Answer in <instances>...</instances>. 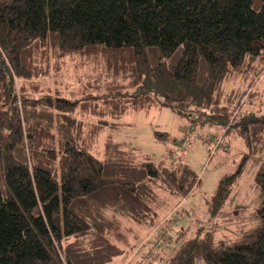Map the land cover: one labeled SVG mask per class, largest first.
I'll return each instance as SVG.
<instances>
[{"label": "trees", "instance_id": "1", "mask_svg": "<svg viewBox=\"0 0 264 264\" xmlns=\"http://www.w3.org/2000/svg\"><path fill=\"white\" fill-rule=\"evenodd\" d=\"M67 57L104 69L100 94L41 85ZM263 68L264 0H0V264H118L193 189L187 164H157L112 139L129 109L166 106L240 136L246 152L207 201L211 217L227 214L264 150V112L229 109L220 92ZM257 162L262 227L215 244L198 226L167 264H264Z\"/></svg>", "mask_w": 264, "mask_h": 264}, {"label": "rangeland", "instance_id": "2", "mask_svg": "<svg viewBox=\"0 0 264 264\" xmlns=\"http://www.w3.org/2000/svg\"><path fill=\"white\" fill-rule=\"evenodd\" d=\"M96 57L101 58L100 54ZM77 62L78 57L64 58L62 69L57 75L53 77L49 74L46 79L50 80L40 77L38 81L41 85L57 86L71 99L80 97L81 88L86 86L90 93L100 94L102 90H98L97 85L106 77L104 69L99 66L100 70H96L91 63L76 66ZM220 93L221 102L228 105L229 109L241 106V113L245 109L264 112V68L257 74L251 73L246 77L239 75L234 80L226 81ZM190 118L182 117L166 106L136 112L129 109L117 119L120 126L111 131L112 139L120 141L126 148L133 147L138 154L157 164H187L198 178L188 195L172 206L174 210L170 212V209L166 213V218L160 220L157 228L137 242L127 259L121 256L115 259L118 264L126 260L124 264H167L181 242L192 235L198 226H203L204 231H210L215 244L235 242L262 227L256 211L263 199L254 177L259 167L257 160H264V150L252 155L238 177L224 205L227 214L211 217L207 201L214 193L219 178L236 169L246 147L236 132L231 131L225 136V129L220 125L198 124L194 127ZM93 120L96 121V118ZM195 122L200 123L201 119L197 118ZM164 131L168 133L167 138L158 139L156 133ZM102 142V139L98 142L101 148ZM163 194L166 200L174 202L173 197L169 199L168 193Z\"/></svg>", "mask_w": 264, "mask_h": 264}, {"label": "crops", "instance_id": "3", "mask_svg": "<svg viewBox=\"0 0 264 264\" xmlns=\"http://www.w3.org/2000/svg\"><path fill=\"white\" fill-rule=\"evenodd\" d=\"M133 112H136V111H133ZM166 216H167V215H166ZM164 217H165V216H164ZM164 217H162L161 219H163ZM165 218H166V217H165ZM165 218H164V219H165ZM160 257H161V256H160ZM160 257H159V258H160ZM126 259H127V258H126ZM127 261H128V260H126L125 262H127ZM121 262H122V261H121ZM121 262H120L119 264H122ZM125 262H123V264H124Z\"/></svg>", "mask_w": 264, "mask_h": 264}, {"label": "built area", "instance_id": "4", "mask_svg": "<svg viewBox=\"0 0 264 264\" xmlns=\"http://www.w3.org/2000/svg\"><path fill=\"white\" fill-rule=\"evenodd\" d=\"M191 119H193L194 120V122L196 121V119H197V117L196 116H193V117H191ZM196 123V122H195ZM216 141V140H215Z\"/></svg>", "mask_w": 264, "mask_h": 264}]
</instances>
